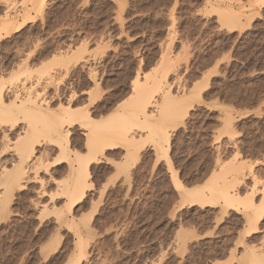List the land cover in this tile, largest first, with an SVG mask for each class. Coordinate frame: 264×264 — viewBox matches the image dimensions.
<instances>
[{
    "label": "rangeland",
    "instance_id": "rangeland-1",
    "mask_svg": "<svg viewBox=\"0 0 264 264\" xmlns=\"http://www.w3.org/2000/svg\"><path fill=\"white\" fill-rule=\"evenodd\" d=\"M22 1L14 0L18 12L8 22L0 0V24L7 21L0 34V79L14 85L28 74L47 104L32 120L20 100L16 127L0 119V168L20 171L21 177L13 188L0 185V264H250L245 254L252 248L264 256V212L251 216L254 224L243 203L233 210L222 200L191 204L184 192L197 186L211 199L207 188L215 182H208L229 162L253 172L237 182L227 175L242 198L250 195L254 180L264 185L262 1ZM138 72L155 75L151 91L159 85V98L150 92V99L159 109L170 103L163 110L171 111L172 101L163 96L170 87V98L184 99L187 115L169 128V161L153 147L147 129L138 159L127 158L121 147L90 167L92 186L77 207L69 208L62 195L51 198L70 182L68 162L56 165L59 150L44 132L45 138L31 136L38 159L28 167L30 159L6 148V139L13 145L27 127L42 129L72 93L77 107L91 111L93 126L97 121L126 126L133 119L130 95ZM76 128L73 148L84 154L86 142L78 136L88 129ZM56 213H64L66 221L59 222Z\"/></svg>",
    "mask_w": 264,
    "mask_h": 264
},
{
    "label": "bare ground",
    "instance_id": "bare-ground-1",
    "mask_svg": "<svg viewBox=\"0 0 264 264\" xmlns=\"http://www.w3.org/2000/svg\"><path fill=\"white\" fill-rule=\"evenodd\" d=\"M1 1H2L1 3H2L3 18L8 20V22H9V21H11V17H13L16 14V12H18L17 9H16V6L13 4L14 0H1ZM23 1H22V3H23ZM261 1H262L261 5H263L264 4V0H261ZM14 17H16V16H14ZM226 19H227V17H226ZM228 19H230V18H228ZM230 20H231V22H233L232 19H230ZM223 21L225 22L227 20H224V18H223ZM6 22H4V23L2 22V25L0 24L1 25L0 34H1V32L6 31V28H7V24H5ZM226 24L228 25L227 22L224 23V25H226ZM232 24H233V27H234L235 26L234 23H232ZM233 27H232V25L230 26V28H233ZM85 48H86V46L84 47V49ZM79 49L82 50L83 49V45L80 46L78 49H76V51H78ZM78 59H80V58H78ZM82 59L83 58H81V60ZM76 64H77V62H76ZM85 65H87V63H85ZM85 65H84V69L86 67ZM66 66H68V65H66ZM27 75H25L23 78H21L19 82L16 81V82H18L16 84L11 79V81L14 82V85L11 83V81H10V83L12 85L6 84L3 81V78H2V80L0 79V113H2V118L0 117V119H1V121L3 123L6 122L7 124H10L11 127H14V126L16 127V124L18 123V119H19V115L20 114L16 110L21 109L20 106H18V102L20 100L24 101V103L26 105V108H27L25 114L30 119L35 117L33 115L41 114L40 113L41 110L45 108L44 107V103H45V105L47 104L46 102L43 101L44 99L39 95V93L35 94V88H34V83L32 82V78L30 76H27ZM141 75L142 74L140 72H138L135 80L132 82L130 99L132 98L133 101L135 102L134 105H133L134 109H133V107L131 108V110L133 109V112H132L133 116H131L133 119H131V121H128L126 126L122 125L123 126L122 127L121 124H123V123H121V122H120L121 123L120 126L116 125L117 122L109 124V123H107L108 121L103 122V123L107 124L106 125L107 127L105 126V127L101 128V126H104L103 123H101V124H99L97 126V124L99 123L98 121L96 122L97 124L95 123L96 125L94 124V126H93L92 125L93 122L91 120L92 119L95 120V118H92L91 111L86 110V109H81V108L77 107L75 105V102H74L76 94L71 92L72 94H70V96L68 97L67 103L65 104V106H62V107L59 106V108H58L59 111L57 110V112L54 113V115L52 114L53 115L52 120H50V122L48 120L47 121L48 123H46L42 127V129H38L39 126H38L37 129L36 128H32V129L29 128L28 129V127H27V129H24V131H23L24 133H23V135H21L22 137L20 136L21 138L20 137L17 138V140L14 142L13 145L11 144V142L9 140L6 139V141L4 143V146H6V148H8V149L13 147V149L15 151H18V153H19V155L21 157L29 158L30 160L28 162V165H29L28 167L35 166V165H37V159L38 158L36 159L37 156L35 157L34 154L37 155L38 150L34 146V144L31 142V140H32L31 136L35 135L37 137V139H38V138H41V137H38L37 135L38 134L41 135L42 134L41 132H44L45 135L48 137L49 144L52 145L53 147L57 148L59 150V156L60 157L62 156L61 160L58 159V162H56V165L68 162L69 164L67 163V165H69V167L68 166L67 167L69 168L68 169L70 171L69 175L71 177V179L69 177V180H70L69 183H68V180L66 181L67 184L63 182L65 186H63L62 183H59V184L56 183V185L58 184V186H59L61 184V186H63V187L54 191L55 193L57 192V194L53 195L54 192L50 193L53 196L51 198H54L55 195H57L58 197H59V195H62L63 198H66V199L69 200L68 206L70 205L69 208H71V209L77 207L79 202L84 198L86 189L87 188L89 189V187L92 186V185L89 186V182L91 180L90 167L93 166V165L101 163L103 157L106 154H108L109 151H112V150H115V149H119L121 147H126V149H127L126 150L127 151L126 152L127 158L128 157L131 158L130 156H135L138 159L140 150L144 147L143 144H142L143 143L142 139L143 138L146 139L147 138L146 135H147L149 138H151L150 141L153 142V147L157 151H159V150L163 151V153H164L163 156L166 158V160L169 161V155H168L169 148H167V147L170 146V142H171V138H172L171 135H170L169 128L170 127L173 128V129L176 128L177 127L176 125L178 124V122H180V121L177 122V120L179 118H181V117L183 118L184 117L183 115H187V113L182 115V112H184V111H182L184 99L183 100H180V99L177 100L175 98H170L172 96V95H170L172 93H170V91H169L171 89V87L168 90V93H166V91H165L166 89L164 87L163 88L165 90L162 89V87H161V91L164 90L165 91L164 93H166L165 95H163L164 93L161 92V93H163L162 95L165 97L164 100H166V102L169 101V100L172 101L171 103L173 105L170 106V108H172L170 112L166 111V110H170L169 108L166 109V110H163V108L165 109L164 106L170 105V103L166 104V105L164 104V106H162L163 108L159 109V107H156V106H158V104L156 105L155 104L156 102H154V100L151 101V99H150V96H151L150 92L153 95L156 92H158L159 85L157 86V90H155V92H152V91H154V88H155V86L152 87L153 85H151V84H154L155 81L153 80L154 81L153 83H151L152 81L150 82L151 76H153V75H151L150 72L148 74H145V75H142V76ZM154 76H153V78H154ZM94 77L95 76L92 73H90L89 78L92 80ZM14 79L18 80V77H14ZM166 83H167V81H166ZM161 84H162V82H161ZM154 85H156V84H154ZM162 86H165V85L162 84ZM158 93H160V91ZM153 95H152V97H153ZM156 95L158 96V94H155V96ZM40 97L42 98V100L40 99ZM158 98H159V96H158ZM155 101H157V100H155ZM127 102L129 103V101H127ZM159 103H160V101H159ZM123 104H125V101H123ZM129 104H132V101ZM119 105H121V104H119ZM167 107H169V106H167ZM160 108H161V106H160ZM22 110H23V108H22ZM130 113H131V111H130ZM39 117H40L39 120L44 119V123L46 122L45 118H42L41 115ZM36 118H37V116H36ZM32 120H34V118ZM129 120H130V118H129ZM34 124L37 125V124H40V123H37V124L34 123ZM140 125H143V126L145 125V126L141 127ZM230 126H228V127H230ZM76 127H79L80 129H82V128L83 129L84 128L88 129V131L86 130L87 132L84 131V133H81L80 136H78V138L80 140H82V137H83L84 141L86 142V143L84 142L85 143L84 146H86L85 147L86 148L85 149L86 152L84 154H81V153L77 152L73 148V143H72V140H71V138H72L71 136L73 134V130L77 129ZM30 129H31V131H30ZM147 129L149 130V133L145 135L144 131H146ZM227 130L229 132L232 131L229 128ZM221 132H222V130H221ZM228 135H230V134H228ZM232 135H233V131H232L230 136H232ZM46 136H44L42 134V137L45 138ZM44 138H43V140H44ZM37 139L35 138V140H37ZM32 141H34V140H32ZM45 142L47 143V140H45ZM39 145H40V143H39ZM36 146H38V143H37ZM4 151H6V150H4ZM71 153L74 154V157H75L74 159H73V157L71 158V156H70ZM40 155H42V154H40ZM108 156H109V154H108ZM17 161H19V160H17ZM232 162H233V160H232ZM229 163H227V164L225 163V165H223V164L219 165L218 164L219 165L218 170L214 171V173L212 174V180L209 181L208 183L209 184L212 183V182H215V183L214 184H210V187L207 188L210 191V193H211L209 195V196L212 197L211 199L209 197L207 198L206 195L204 194V191L199 189L197 186H195L194 188H191V189H185V190L183 189L184 192H186L185 198L187 196L188 198H186V199L191 204H201L202 206L207 205V204L211 205L212 203L214 205L215 202H218V201L222 200L228 208L230 207V210H231V208H232V210L235 209L237 207L238 203H243L244 206H245L243 208L248 209L250 211V213H252V214L247 213V216H248L247 220L250 217L249 218L250 219L249 222L254 223L255 222L254 217H256V216L260 217V216H262V214L264 212V185L263 186L261 185L262 187L259 188L258 187L259 182L257 180H254V182H253L254 185H253V188L251 190L250 195L248 197H246L245 199H244V196L242 198L241 197L242 195H240V192L232 190L231 188H233V187H229V185L233 186L234 183L231 184L230 183L231 181L228 182L229 184L227 183V181H228L227 180L228 179L227 175H229V174L232 175L231 179L236 178V180H234V182L235 181L237 182V180L244 179V177L246 176V173L247 174H249V173L251 174L253 172H251L250 169L248 170V168L245 167V166H242V165H239V164L236 165V163H238V162H236V163L233 162V163H235V164L232 163L233 165L229 164ZM21 165H22V163H21ZM47 166H49V163L47 164ZM18 167H21V166H18ZM24 171L21 170L22 173ZM218 171L220 172L219 175L216 174V172H218ZM9 172H8V170L6 171V168L5 169L0 168V185H2V186L4 185L7 188H9V187L13 188V185H15V184L17 185V183H19V181L21 180L20 174H18V172H20V171L13 172L12 174L9 173ZM37 174H38V172H37ZM25 177L26 176L24 175V177H22V178L25 179ZM172 178H173V180L174 179L176 180V176H174ZM59 182H62V181H59ZM232 182H233V180H232ZM176 186L178 187L180 185H176ZM180 188H181V186H180ZM230 190H232V191H230ZM6 191H7V189H6ZM257 192H260L261 196H262L261 198L259 197L260 198L259 200L256 198V194H258ZM3 193H5V192H3ZM45 195H47V194L45 193ZM1 197H3V196H1ZM0 200H1V198H0ZM54 203L55 202H53V204ZM47 205H48V203H47ZM52 208H54V207H52ZM43 209H47V208L44 206ZM56 209H58V208H56ZM41 211H42V209H41ZM55 211L56 210L54 209L53 212H55ZM42 214H44V213L42 212ZM55 216H56V218L58 217L59 222L66 221L65 220L66 216L64 215V213L63 214L56 213ZM251 216H254L253 219H251L252 218ZM80 220H82V219H80ZM259 220H260V218H259ZM56 221H57V219H56ZM256 221H258V219ZM84 222H86V221H84ZM256 225H257V223H256ZM248 226L250 227L251 225H248ZM79 238H81V236H79ZM252 249H250V250L248 249L249 251H246V254H245L246 255L245 257L248 256L247 259L251 260L250 264H252L254 262L255 263H259V264L260 263L263 264L264 263V258H263L264 256L260 257L257 254V252H255V250H252ZM260 255H262V254H260Z\"/></svg>",
    "mask_w": 264,
    "mask_h": 264
}]
</instances>
